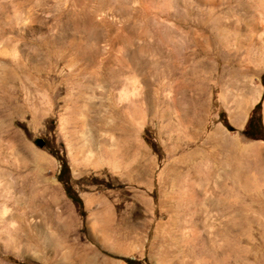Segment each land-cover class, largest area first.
I'll return each instance as SVG.
<instances>
[{"label": "rangeland", "instance_id": "rangeland-1", "mask_svg": "<svg viewBox=\"0 0 264 264\" xmlns=\"http://www.w3.org/2000/svg\"><path fill=\"white\" fill-rule=\"evenodd\" d=\"M0 170V264L264 261V0H0Z\"/></svg>", "mask_w": 264, "mask_h": 264}, {"label": "bare ground", "instance_id": "bare-ground-1", "mask_svg": "<svg viewBox=\"0 0 264 264\" xmlns=\"http://www.w3.org/2000/svg\"><path fill=\"white\" fill-rule=\"evenodd\" d=\"M72 127H75V125H73ZM69 133L71 134V136H70V140L68 141V146L70 147V149H72L71 158L73 159L74 162H76L78 160H82V159L87 158V157H89L90 160L93 161V163H98V164L108 163L111 161L114 162V160H116L117 151L112 149L108 145V142L104 138H101L103 136H101V134H98V132L94 133L90 137V139L88 140L86 145L84 142H80V140L75 137V131L70 130ZM83 151L86 152V155H84V156H83ZM2 173H3V170H0V175ZM0 186H1V183H0ZM6 190H8V189H6ZM8 191H10V190H8ZM8 191H6V192L9 193ZM6 192L2 193L0 191V198H2L3 195L5 196V197H3L4 199L6 197H8L9 195L7 196ZM0 207H1L0 214H2L1 217L6 216V214L9 211L6 207V205L2 204ZM2 220H3V218H2ZM9 223H11V222H9Z\"/></svg>", "mask_w": 264, "mask_h": 264}, {"label": "trees", "instance_id": "trees-1", "mask_svg": "<svg viewBox=\"0 0 264 264\" xmlns=\"http://www.w3.org/2000/svg\"><path fill=\"white\" fill-rule=\"evenodd\" d=\"M257 121H258V118H257V117L255 118V116L252 115V116L250 117V119H249L248 126H250L251 123H253V122H257ZM71 198H72V200L75 201V202H78V201H79L78 199H75V198H73V197H71ZM125 262H126L127 264H135V261L130 260V259H125Z\"/></svg>", "mask_w": 264, "mask_h": 264}, {"label": "crops", "instance_id": "crops-1", "mask_svg": "<svg viewBox=\"0 0 264 264\" xmlns=\"http://www.w3.org/2000/svg\"><path fill=\"white\" fill-rule=\"evenodd\" d=\"M241 259H243V258H241ZM229 260L231 261V259L229 258ZM230 261H225V258H223L222 259V261H220V264H229L230 263ZM246 263H250V264H264V261H261V262H254L252 259H249L248 260V262H246Z\"/></svg>", "mask_w": 264, "mask_h": 264}, {"label": "water", "instance_id": "water-1", "mask_svg": "<svg viewBox=\"0 0 264 264\" xmlns=\"http://www.w3.org/2000/svg\"><path fill=\"white\" fill-rule=\"evenodd\" d=\"M35 143L39 146L42 147L44 145V142L42 140H36Z\"/></svg>", "mask_w": 264, "mask_h": 264}]
</instances>
